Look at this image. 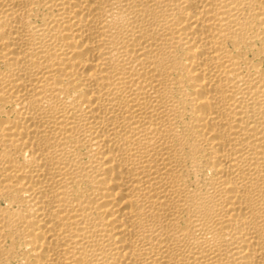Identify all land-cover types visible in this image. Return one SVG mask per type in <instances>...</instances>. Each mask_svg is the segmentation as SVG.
Listing matches in <instances>:
<instances>
[{
  "label": "bare ground",
  "instance_id": "bare-ground-1",
  "mask_svg": "<svg viewBox=\"0 0 264 264\" xmlns=\"http://www.w3.org/2000/svg\"><path fill=\"white\" fill-rule=\"evenodd\" d=\"M0 264H264V0H0Z\"/></svg>",
  "mask_w": 264,
  "mask_h": 264
}]
</instances>
